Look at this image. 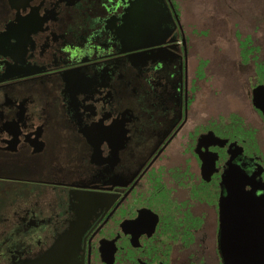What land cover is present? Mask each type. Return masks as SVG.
I'll use <instances>...</instances> for the list:
<instances>
[{"label":"flooded vegetation","instance_id":"flooded-vegetation-1","mask_svg":"<svg viewBox=\"0 0 264 264\" xmlns=\"http://www.w3.org/2000/svg\"><path fill=\"white\" fill-rule=\"evenodd\" d=\"M153 4L144 33L139 0H0V264L264 246L263 52H205L222 22Z\"/></svg>","mask_w":264,"mask_h":264},{"label":"rangeland","instance_id":"rangeland-1","mask_svg":"<svg viewBox=\"0 0 264 264\" xmlns=\"http://www.w3.org/2000/svg\"><path fill=\"white\" fill-rule=\"evenodd\" d=\"M175 2L181 8L183 23L191 28H196L198 31L205 29V23L212 22L211 17H216V20L223 23L222 29H216L214 23L215 30L212 33L200 34L202 37L196 41L199 49H205V52L219 50L232 58L235 52H241L243 48V52H263L264 56V0H240L222 14L223 19L220 15H216L220 0H175ZM205 31L207 32V29ZM261 61L264 63V59ZM0 183V187L7 186L5 179H0Z\"/></svg>","mask_w":264,"mask_h":264},{"label":"water","instance_id":"water-1","mask_svg":"<svg viewBox=\"0 0 264 264\" xmlns=\"http://www.w3.org/2000/svg\"><path fill=\"white\" fill-rule=\"evenodd\" d=\"M142 2L145 9L149 10V13H145L143 16L144 33L150 31V27H154L160 22V13L152 12L159 6L153 4L154 0H139ZM150 3H149V2ZM162 3V0H159ZM156 11V10H155ZM137 23V19L135 20ZM264 215V213H263ZM223 264H264V246L257 248L254 252L250 251L248 246H240L237 249L224 244L222 247ZM52 255H49L51 257ZM35 264H41V260Z\"/></svg>","mask_w":264,"mask_h":264}]
</instances>
